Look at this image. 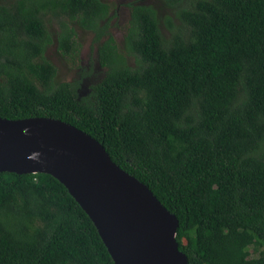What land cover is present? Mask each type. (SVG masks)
<instances>
[{
	"label": "trees",
	"instance_id": "trees-1",
	"mask_svg": "<svg viewBox=\"0 0 264 264\" xmlns=\"http://www.w3.org/2000/svg\"><path fill=\"white\" fill-rule=\"evenodd\" d=\"M162 1H128L118 45L106 0H0V115L98 139L177 216L189 264H264V0ZM78 28L104 68L85 93L46 55ZM0 264L115 263L55 176L3 170Z\"/></svg>",
	"mask_w": 264,
	"mask_h": 264
},
{
	"label": "water",
	"instance_id": "water-1",
	"mask_svg": "<svg viewBox=\"0 0 264 264\" xmlns=\"http://www.w3.org/2000/svg\"><path fill=\"white\" fill-rule=\"evenodd\" d=\"M47 172L95 224L115 264H189L177 216L88 132L52 116L0 115V171Z\"/></svg>",
	"mask_w": 264,
	"mask_h": 264
},
{
	"label": "rangeland",
	"instance_id": "rangeland-1",
	"mask_svg": "<svg viewBox=\"0 0 264 264\" xmlns=\"http://www.w3.org/2000/svg\"><path fill=\"white\" fill-rule=\"evenodd\" d=\"M106 1L111 8L109 12L110 18L108 20L109 31L114 36L118 45H122V36L128 17V6L126 3L132 0ZM147 2L153 4L161 12V15L170 10L163 4L162 0H147ZM53 26L52 29H58L57 25L54 24ZM166 30L168 31L167 28ZM166 30L164 29L165 32H167ZM93 35L92 30L78 28L76 35L77 49L74 53L62 54L55 43L49 44L48 52L46 53L57 67V78L60 80H76L80 84L79 92L81 93H85L89 88V84L97 81L104 71V68L99 66L96 52L97 42L93 39ZM107 36L108 34L105 32L100 40L105 39Z\"/></svg>",
	"mask_w": 264,
	"mask_h": 264
}]
</instances>
